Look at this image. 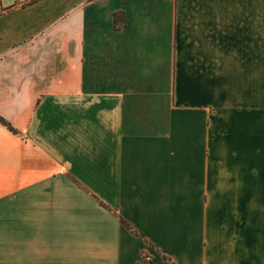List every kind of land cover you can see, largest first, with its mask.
I'll return each instance as SVG.
<instances>
[{
	"label": "crops",
	"instance_id": "0c3cea01",
	"mask_svg": "<svg viewBox=\"0 0 264 264\" xmlns=\"http://www.w3.org/2000/svg\"><path fill=\"white\" fill-rule=\"evenodd\" d=\"M30 1L0 0V264H264V0Z\"/></svg>",
	"mask_w": 264,
	"mask_h": 264
},
{
	"label": "trees",
	"instance_id": "16d2710c",
	"mask_svg": "<svg viewBox=\"0 0 264 264\" xmlns=\"http://www.w3.org/2000/svg\"><path fill=\"white\" fill-rule=\"evenodd\" d=\"M38 1H41V0H31L30 3H36ZM116 28L118 27L117 23H118V20H119V16L116 15ZM0 123L5 126L8 130H10L11 132L13 133H17L16 130L8 123L6 122L3 118H0ZM104 206V205H103ZM105 207V206H104ZM163 259L165 262H168L169 264H174L171 262V260L169 258H167L166 256H163Z\"/></svg>",
	"mask_w": 264,
	"mask_h": 264
}]
</instances>
